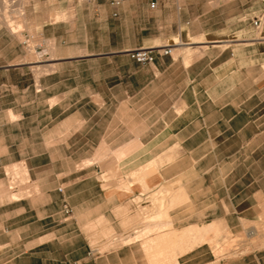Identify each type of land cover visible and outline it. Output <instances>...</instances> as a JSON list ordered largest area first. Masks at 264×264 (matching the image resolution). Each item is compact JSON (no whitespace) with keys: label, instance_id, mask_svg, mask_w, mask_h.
<instances>
[{"label":"crops","instance_id":"1","mask_svg":"<svg viewBox=\"0 0 264 264\" xmlns=\"http://www.w3.org/2000/svg\"><path fill=\"white\" fill-rule=\"evenodd\" d=\"M110 1L30 0L0 24V174L36 189L0 196V264H161L169 245L163 264H264L193 246L264 221V3Z\"/></svg>","mask_w":264,"mask_h":264},{"label":"rangeland","instance_id":"2","mask_svg":"<svg viewBox=\"0 0 264 264\" xmlns=\"http://www.w3.org/2000/svg\"><path fill=\"white\" fill-rule=\"evenodd\" d=\"M224 2H230L231 0H221ZM263 2V0H261ZM5 2V3H4ZM30 0H0V24H4V21H7L10 17L12 18V25L16 26L18 29L20 28V18L23 12L24 6H26ZM264 3V2H263ZM261 14V13H260ZM258 13L257 17L263 16ZM256 17V18H257ZM8 22V21H7ZM20 32H16V35L19 36ZM20 38V37H18ZM28 47L27 50L29 52V57L32 60H35L36 51L35 45H43L46 46V50L51 49L50 41H39V42H31L30 38L27 40ZM35 43V44H34ZM136 180V174L131 179H127L126 183H132ZM124 184V183H123ZM18 189V192L15 194L13 193V198H25L31 197L34 195L36 189L34 184L30 181V178L27 174L25 166L23 165H13L11 167L5 168V173L0 174V196L3 197L5 193H9V189ZM8 190V191H7ZM165 195L166 192L163 190L156 192L155 194L151 195V202H157L158 209L165 204ZM136 202L143 201V198L135 200ZM62 211V210H61ZM153 219V218H152ZM157 219V218H156ZM154 220V219H153ZM256 229V235L248 238L246 236L247 232L250 229ZM153 231L152 228L146 226L140 233L139 236H145ZM210 233V231H209ZM111 238H116L115 235L111 236ZM132 238H125L121 243L131 242ZM160 242L165 240V238L158 239ZM156 242V241H155ZM164 242V241H163ZM203 242H207L211 248L213 249L214 255L217 261H229L231 259L238 258L244 254L249 252L255 251L257 249H261L264 247V221L260 223H252L247 224L245 229L242 230L238 234H233L229 230L224 231L221 230L220 233H214L213 238L209 239H202L198 241L193 246L197 244H201ZM168 244V243H167ZM161 251H166V254H151L152 259H161V264L166 261L176 262V255L174 253L170 254L169 252L173 251L170 245L166 249H160ZM182 253V251L180 252Z\"/></svg>","mask_w":264,"mask_h":264},{"label":"built area","instance_id":"3","mask_svg":"<svg viewBox=\"0 0 264 264\" xmlns=\"http://www.w3.org/2000/svg\"><path fill=\"white\" fill-rule=\"evenodd\" d=\"M123 1L124 0H111L110 3L112 6H118ZM157 1L158 0H150V7L155 8L157 5ZM263 2H264V0H263ZM262 21H263V16L261 15V16L255 18L253 25L256 28H259ZM160 50L163 53V55H171L172 54V48L171 47L160 48ZM128 53H129V56L138 64L145 65V64H150L153 62L152 50H150V49H136V50H132ZM63 213L65 215L71 214V209L69 208V206L66 202H64V205H63Z\"/></svg>","mask_w":264,"mask_h":264}]
</instances>
